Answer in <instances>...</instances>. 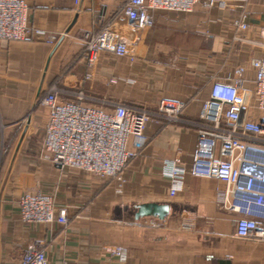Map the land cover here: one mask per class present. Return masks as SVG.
<instances>
[{
  "label": "crops",
  "instance_id": "0c3cea01",
  "mask_svg": "<svg viewBox=\"0 0 264 264\" xmlns=\"http://www.w3.org/2000/svg\"><path fill=\"white\" fill-rule=\"evenodd\" d=\"M21 1L31 25L46 35L0 40V264H20L36 241L44 243L50 264H119L111 253L116 246L128 250L121 264H264V241L237 238L238 215L219 204L222 181L187 171L171 195L165 170L172 159L190 165L195 121L207 97L203 79L226 78L244 65L245 85L255 87L251 61L264 54V0L245 7L239 0L199 3L190 13L153 9L154 25L144 28L120 14L126 0ZM243 13L248 29L235 24ZM107 24L126 37L134 60L102 52L84 80V35ZM64 73L66 84L85 88L89 105L155 107L166 99L183 103L181 121L151 119L123 181L62 171L42 149L49 110L36 101ZM38 191L54 196L67 223L22 220L21 197ZM148 204L167 206L165 218L137 217Z\"/></svg>",
  "mask_w": 264,
  "mask_h": 264
},
{
  "label": "built area",
  "instance_id": "2783aa9c",
  "mask_svg": "<svg viewBox=\"0 0 264 264\" xmlns=\"http://www.w3.org/2000/svg\"><path fill=\"white\" fill-rule=\"evenodd\" d=\"M80 0H76L79 3ZM226 0H126L120 9L136 28L154 25L151 10L190 13L199 3L207 7ZM245 7L249 0H239ZM248 29L246 14L235 22ZM46 33L31 25L21 0H0V40H24ZM57 40L56 36L51 37ZM82 61L90 69L102 52L129 56L128 41L111 24L96 33H85ZM255 68V87L245 85V66L238 65L226 78H205L200 91L207 90L199 117L195 121L197 139L189 167L179 159L165 166L170 194L175 195L189 171L192 176L214 178L225 188L219 204L238 215L235 235L239 239L264 241V54L251 61ZM62 95L72 99L61 101ZM83 86L65 83V73L40 92L36 104L46 106L49 117L42 149L60 170L79 169L101 179L123 181L130 159L138 155L147 140L145 130L153 117L181 121L183 103L161 99L157 106L106 100L112 109L89 105ZM130 138H132L130 143ZM22 220L27 224L67 223L64 208L56 211L54 196L38 191L25 193L19 201ZM158 225V223H155ZM113 257L119 264L128 259V250L116 246ZM20 264H50L44 243L29 244Z\"/></svg>",
  "mask_w": 264,
  "mask_h": 264
},
{
  "label": "water",
  "instance_id": "95a60500",
  "mask_svg": "<svg viewBox=\"0 0 264 264\" xmlns=\"http://www.w3.org/2000/svg\"><path fill=\"white\" fill-rule=\"evenodd\" d=\"M168 213V207L160 204H148L141 206V209L137 213V217L140 216H154L160 219L165 218Z\"/></svg>",
  "mask_w": 264,
  "mask_h": 264
}]
</instances>
